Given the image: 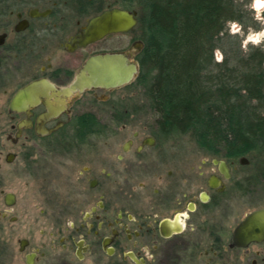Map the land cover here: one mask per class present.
Returning <instances> with one entry per match:
<instances>
[{
  "label": "flooded vegetation",
  "instance_id": "obj_1",
  "mask_svg": "<svg viewBox=\"0 0 264 264\" xmlns=\"http://www.w3.org/2000/svg\"><path fill=\"white\" fill-rule=\"evenodd\" d=\"M137 5L0 0V60L19 79L9 99L8 138L21 142L19 151L0 150V170L4 158L9 164L21 158L26 185L21 195L1 188L9 179L0 178L5 264H264V162L255 166L247 156L234 160L206 149L209 156L202 159L200 152L197 160L185 148L163 145L169 137L164 132L129 131L113 145L109 138L128 130L103 129L98 116L135 119L134 109H117L133 81L71 97L58 93L92 55L134 51L139 60V23L87 44L81 39L92 20L111 9L136 12L140 22ZM126 35L131 39L123 48ZM5 78L1 73L0 82ZM35 81L50 99L42 96L28 110L12 111L15 93ZM64 99L69 102L61 106ZM93 119L103 128H82ZM242 224L252 226L254 237L237 235Z\"/></svg>",
  "mask_w": 264,
  "mask_h": 264
},
{
  "label": "trees",
  "instance_id": "obj_2",
  "mask_svg": "<svg viewBox=\"0 0 264 264\" xmlns=\"http://www.w3.org/2000/svg\"><path fill=\"white\" fill-rule=\"evenodd\" d=\"M144 47L138 81L160 114L158 132L194 134L210 154L234 160L264 151V50L242 48L231 20L239 0H138ZM224 52L222 61L216 50ZM2 61L0 60V67ZM1 75V73H0ZM1 80V79H0ZM82 124V123H81ZM85 129L103 128L97 120Z\"/></svg>",
  "mask_w": 264,
  "mask_h": 264
},
{
  "label": "rangeland",
  "instance_id": "obj_3",
  "mask_svg": "<svg viewBox=\"0 0 264 264\" xmlns=\"http://www.w3.org/2000/svg\"><path fill=\"white\" fill-rule=\"evenodd\" d=\"M239 2L243 3L242 7L245 10V16L249 19L246 20L247 22L245 23H241L239 21H230L228 23L229 32L235 35H239L242 38V48L245 52H249L251 49H253V47H260L264 50V37L260 39V43L258 45L254 44L252 42V39H250V36H253V34L264 32V6H262V4L258 5L256 0H239ZM137 8L140 13V18H144L146 12L144 7L139 2ZM136 32L138 37L141 39L144 34L141 21L137 27ZM121 39L123 48H125L129 44L128 41L129 39H131V37L129 35H126L122 36ZM223 58L224 52L222 51V49L218 48L216 50V59L218 61H222ZM12 65L14 64L12 63ZM10 69L8 67V64H5L2 61L0 73H3L7 77L4 79V81L2 79V81L0 82V150H3L4 154H6L8 151H19L21 146V142L15 143L14 141H12V139L8 138V134L13 133V130L11 128L13 120L9 113V99L13 90L18 86L19 83L18 78H11ZM122 93L126 96L123 102V104L125 105L120 108L118 107L117 109H119L121 112H123L124 107L134 109L136 111L137 117L131 121L129 120L118 122L111 119H105L101 114L100 116H98L103 124H105L103 129L128 130V133L126 132V134L120 133L109 138L110 140H114L112 144H120L119 141H122L126 136L131 135L129 131L132 132L141 130L143 132H150L156 135L158 133L157 120L160 118V114L150 108V98L146 94L143 85L138 81V78H135V80H133L132 85L123 89ZM99 139L102 138L99 137ZM167 140V143L163 142L162 144L185 148L187 156H195L197 158L200 155V152L202 159H205L209 156V153H207L206 150L201 147L194 134H179L177 136L168 137ZM88 144L89 143H87V145ZM89 145L98 144L92 142ZM247 157L252 162H254L255 166L256 164L264 162V153H251L248 154ZM197 160L199 159L197 158ZM3 164L4 167L2 168V170H0V178L9 179V184H7L6 186H2L1 188L15 190L21 195L24 194L26 185L24 180L19 175L23 167L21 158H17L12 164L7 163L4 158ZM250 167L252 169L254 168L253 166ZM0 264H5L3 259L2 261H0Z\"/></svg>",
  "mask_w": 264,
  "mask_h": 264
},
{
  "label": "water",
  "instance_id": "obj_4",
  "mask_svg": "<svg viewBox=\"0 0 264 264\" xmlns=\"http://www.w3.org/2000/svg\"><path fill=\"white\" fill-rule=\"evenodd\" d=\"M136 14V12L126 9L115 8L95 17L86 32L81 36L83 44L101 39L112 32L130 31L139 23ZM143 47L144 42H139L138 52H141ZM140 67V61L136 59V52L134 51L95 54L89 57L74 82L69 87L59 90L58 93L60 95L63 91L68 97H71L74 93L82 92L91 87L123 86L138 77ZM42 87L41 81H35L19 89L12 98L10 109L19 112L26 111L35 106L42 96H47L50 99L49 91L47 92ZM52 89L56 91L55 86ZM68 102L64 99L59 104L65 106ZM48 108L52 114V110L55 109L54 103L49 102ZM241 160L242 162H248L247 157H242ZM215 161L219 162L218 159H215ZM220 162L224 163V161ZM250 228L252 226L242 224L237 231V235L239 237L247 235L254 237L255 234L249 233Z\"/></svg>",
  "mask_w": 264,
  "mask_h": 264
},
{
  "label": "clouds",
  "instance_id": "obj_5",
  "mask_svg": "<svg viewBox=\"0 0 264 264\" xmlns=\"http://www.w3.org/2000/svg\"><path fill=\"white\" fill-rule=\"evenodd\" d=\"M256 2L258 4H262V6H264V0H256ZM264 37V32H260V33H255L253 34V36H250V39H252V42L254 44H259L260 43V39Z\"/></svg>",
  "mask_w": 264,
  "mask_h": 264
},
{
  "label": "bare ground",
  "instance_id": "obj_6",
  "mask_svg": "<svg viewBox=\"0 0 264 264\" xmlns=\"http://www.w3.org/2000/svg\"><path fill=\"white\" fill-rule=\"evenodd\" d=\"M63 95V94H62ZM45 97V96H44Z\"/></svg>",
  "mask_w": 264,
  "mask_h": 264
}]
</instances>
